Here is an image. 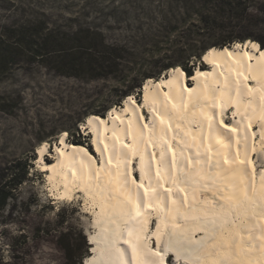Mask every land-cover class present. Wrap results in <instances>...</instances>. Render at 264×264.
I'll list each match as a JSON object with an SVG mask.
<instances>
[{
  "label": "bare ground",
  "instance_id": "bare-ground-1",
  "mask_svg": "<svg viewBox=\"0 0 264 264\" xmlns=\"http://www.w3.org/2000/svg\"><path fill=\"white\" fill-rule=\"evenodd\" d=\"M203 61L147 82L150 120L132 97L88 117L100 162L67 136L54 160L39 148L54 199L93 215L85 264H264V49L236 42Z\"/></svg>",
  "mask_w": 264,
  "mask_h": 264
},
{
  "label": "rangeland",
  "instance_id": "rangeland-1",
  "mask_svg": "<svg viewBox=\"0 0 264 264\" xmlns=\"http://www.w3.org/2000/svg\"><path fill=\"white\" fill-rule=\"evenodd\" d=\"M199 1L0 0V34L9 26L45 27L63 39L48 45V55L44 50L38 59L31 54L17 58L0 76V184L10 194L0 210V264H68L69 257L70 264H85L90 254L93 215L84 209L82 198L54 199L47 174L40 169L38 151L44 143L49 144L46 157L54 160V147L67 136L68 143L83 144L100 162L93 135L85 131L88 116L108 118L132 97L150 120L144 89L149 80L158 81L175 69L158 75L165 66L187 67L192 75L196 68L208 70L204 56L193 55L224 37L251 35L264 44V0H246V27L222 34L203 23ZM88 29L98 33L97 44L104 39L106 45L122 49L120 60L113 61L116 76L94 78L98 72L80 65L73 70L80 77L58 73L61 63L65 66L83 52L76 51L75 40ZM58 47H64L62 55L55 51ZM226 118L233 122L231 112ZM255 162L260 169L258 156ZM137 167L135 163L134 176L140 180ZM168 257L170 261L175 256Z\"/></svg>",
  "mask_w": 264,
  "mask_h": 264
},
{
  "label": "trees",
  "instance_id": "trees-1",
  "mask_svg": "<svg viewBox=\"0 0 264 264\" xmlns=\"http://www.w3.org/2000/svg\"><path fill=\"white\" fill-rule=\"evenodd\" d=\"M245 2L246 0H200L197 13L204 24L213 28L214 33L216 32L215 34H222L225 30L230 28L242 29L246 27L245 24L247 19H245V17L249 15L250 8H248ZM2 31V34H0V76L7 74L11 70L17 58L19 59L24 55L31 54L34 59H38L39 57L44 56V53H41L42 51H47H44L47 55L50 53L48 51L49 44L52 46L55 42L57 43V41L63 40L60 36L54 38L56 32L50 31V29L45 27L39 29L31 27L29 29V27L11 28L9 26L4 27ZM85 33V37L78 35V40H75L79 43L76 51L83 52H80V55L73 58L69 64L63 66L61 63L62 68L57 67L59 68L58 73L65 76L80 77V74L73 71L76 68L78 69V66L80 65L83 68L98 72L97 75H93L94 78H110L111 76H116L115 69L117 63L113 61L120 60V52L122 49L118 46L106 45L104 39H101L100 44H97L94 35H97L98 33L92 32L90 29L85 31ZM10 34H13V36H10ZM65 40H67V37H65ZM255 40L256 39L251 35L224 37L221 43H215L213 47H206L202 49L199 54L196 53L197 55L195 54L193 56L201 58L212 48H223L227 45H232L237 41L244 42L243 44L248 41L257 42L260 47L264 49V44L260 40ZM98 45L101 46L100 52L97 51ZM55 51H58L59 54L62 55L64 47H58ZM65 54L67 53L65 52ZM174 66L175 65L165 66L159 71L158 75L171 68L177 69V66ZM63 68H65V70ZM181 68H183L184 70H182L184 72L186 71L188 75H192V72L187 69V67L182 66ZM133 90L134 88H132L130 92H133ZM90 116L105 117L104 114H92ZM65 133L67 132L64 131L63 134ZM78 145L83 144L78 142ZM12 177L14 178V176ZM22 181L24 180L21 179L19 183ZM9 197L10 194L5 191L4 185L0 184V210L5 207ZM69 261L71 262L70 257ZM70 262L68 264H70Z\"/></svg>",
  "mask_w": 264,
  "mask_h": 264
},
{
  "label": "snow or ice",
  "instance_id": "snow-or-ice-1",
  "mask_svg": "<svg viewBox=\"0 0 264 264\" xmlns=\"http://www.w3.org/2000/svg\"><path fill=\"white\" fill-rule=\"evenodd\" d=\"M65 135H67V133H65ZM125 242H127V241H125ZM177 255H179V253H177ZM181 259H186V258L181 257ZM174 262H175V257L173 258V260L169 261V264H174ZM161 264H163V261H161Z\"/></svg>",
  "mask_w": 264,
  "mask_h": 264
}]
</instances>
